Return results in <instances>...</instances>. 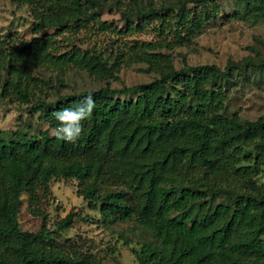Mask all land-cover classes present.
Here are the masks:
<instances>
[{"label": "trees", "instance_id": "obj_1", "mask_svg": "<svg viewBox=\"0 0 264 264\" xmlns=\"http://www.w3.org/2000/svg\"><path fill=\"white\" fill-rule=\"evenodd\" d=\"M15 1L31 6L39 20L36 33L55 29L60 35L90 20L107 27L88 15L84 0ZM238 2L249 19L264 20V0ZM220 13L219 0H180L126 19L130 31L157 20L161 31L182 41ZM55 36L42 34L30 42L0 36L1 95L33 104L49 130L58 126L56 111L75 108L89 95L96 107L81 121L75 143L58 140L49 130L18 141L0 137V264H103L75 244L51 239L74 225V213L55 232L45 220L37 233L20 229L22 195L35 200L53 180L78 182L79 196L104 224L135 220L149 231L155 243L135 253L140 264H264V185L255 182L264 167V116L252 122L226 114L228 84L237 73L264 68V62L170 68L150 83L121 89L107 84L48 103L37 94L48 87L35 77L37 68L78 69L108 81L131 61L153 66L162 57L149 53L151 45L142 46L130 58L120 52L108 66L94 50L75 46L62 53ZM209 192L230 202L204 211Z\"/></svg>", "mask_w": 264, "mask_h": 264}, {"label": "rangeland", "instance_id": "obj_2", "mask_svg": "<svg viewBox=\"0 0 264 264\" xmlns=\"http://www.w3.org/2000/svg\"><path fill=\"white\" fill-rule=\"evenodd\" d=\"M179 1L84 0L88 15H94L107 27H100L90 20L73 24L57 35L55 29L35 32L39 20L33 16L31 6L20 5L15 0H0V36H15L20 41L30 42L42 34L56 35L62 53L69 52L75 46L83 51L94 50L108 66L115 63L120 52L130 58L142 46L151 45L149 53L162 55L155 58L153 66L145 61H131L130 66L124 65L120 73L108 81L98 80L78 69L62 73L54 67L37 68L35 77L48 85L41 92L39 88L37 94L48 103H55L64 96L97 91L107 84L121 89L150 83L160 78L162 73L169 72L170 68L180 70L213 64L225 69L231 63L264 62V20L255 22L249 19L245 7L238 0H219L220 15L191 38L183 35L185 39L182 41L168 31H161L157 20L142 23L134 31L128 29V15L135 19L138 13L170 8ZM226 94L227 116L237 115L243 121L252 122L263 117L264 68L237 73L226 87ZM32 106L21 105L13 97L4 98L0 91V137L7 141H18L48 131L49 124L44 115L34 112ZM49 131L51 134L52 130ZM255 182L264 185V167ZM21 202L19 226L23 232H39L44 220L48 228L55 232L62 219L71 213L76 214L74 225L63 232L53 233L51 239L60 244H75L78 249L96 255L103 264H140L135 253L141 251L143 244L155 243L151 233L135 220L115 225L104 224L98 211L89 210L87 203L79 196L78 182L75 180H53L48 190L36 193L35 200L24 193ZM206 202L202 207L209 212L217 204L230 201L224 194L209 192Z\"/></svg>", "mask_w": 264, "mask_h": 264}, {"label": "clouds", "instance_id": "obj_3", "mask_svg": "<svg viewBox=\"0 0 264 264\" xmlns=\"http://www.w3.org/2000/svg\"><path fill=\"white\" fill-rule=\"evenodd\" d=\"M95 107V101L89 95L75 108H63L54 112L53 116L59 123L57 127L52 129L51 134L58 140L75 143L83 131L81 121L90 118Z\"/></svg>", "mask_w": 264, "mask_h": 264}]
</instances>
